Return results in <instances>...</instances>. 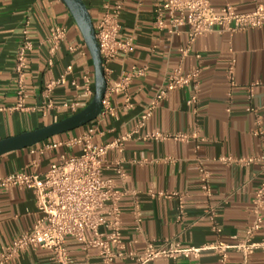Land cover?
<instances>
[{
	"label": "crops",
	"instance_id": "0c3cea01",
	"mask_svg": "<svg viewBox=\"0 0 264 264\" xmlns=\"http://www.w3.org/2000/svg\"><path fill=\"white\" fill-rule=\"evenodd\" d=\"M96 23L104 5L114 0H84ZM157 0H125L119 38H132L133 48L121 51L110 63L108 86L123 73L144 69L133 75L126 92L110 93L114 114L98 116L87 125L55 135L60 140L96 128L94 140L105 144L126 136L123 149L106 154L103 175L113 178L117 187L138 190L120 199L122 240L126 251H143L148 239L156 246L168 241L183 247H202L216 241L236 243L245 238L253 223L254 197L264 167L261 164L239 165L219 161L223 155L234 157L264 152V28L239 32L219 31L201 35L182 57L179 48L187 44V27L171 32L155 23ZM215 8L233 5L249 12L264 0H211ZM67 29L50 65V45L46 41L54 26ZM27 30L33 49L26 69V100L18 107L16 52ZM70 46H74L73 51ZM199 54V57L196 55ZM234 63V79L229 66ZM72 65L68 81L58 85L52 98L55 104L79 96L80 109L90 102L84 91L83 73L93 72V61L84 37L63 0H0V139L42 127L71 113L43 108L45 85L60 77ZM181 65L184 71L199 67L198 99L190 103L195 92L189 84L172 91L140 124L141 115L167 74ZM76 80L78 87L72 84ZM161 131L168 138L147 135ZM258 131V133H256ZM185 134V139L175 135ZM38 144V143H37ZM37 146V145H35ZM34 146V147H35ZM33 146L0 156V175L17 171L44 173L62 153L76 154L80 146H61L43 154L32 152ZM168 158V159H166ZM121 162L123 174L117 172ZM200 165L210 173L212 195L204 193ZM164 192V194H159ZM177 193L178 195H174ZM179 195L184 198L179 208ZM140 204L141 230L136 229L134 203ZM264 213V211H263ZM39 216L31 189H0V252L22 232L29 230ZM217 225L220 231H216ZM264 239V228L254 232L253 240ZM66 245L72 264H104L98 249L68 236ZM219 254L205 249L199 257L157 258L152 264H221ZM115 264H133L129 258H116ZM243 254L228 250L226 264H242ZM250 264H264V251L257 250ZM6 264H56L50 249L29 247Z\"/></svg>",
	"mask_w": 264,
	"mask_h": 264
},
{
	"label": "built area",
	"instance_id": "2783aa9c",
	"mask_svg": "<svg viewBox=\"0 0 264 264\" xmlns=\"http://www.w3.org/2000/svg\"><path fill=\"white\" fill-rule=\"evenodd\" d=\"M125 0H114L104 5L101 18L94 23L96 38L100 47L105 75L109 72V63L121 52H128L133 48L132 38L121 39L120 17ZM155 23L161 28L168 24L171 32H177L180 27H187L188 41L181 46L179 51L184 57L191 49L197 37L216 30L231 33L246 31L255 28H264V5L258 4L249 12H240L233 5L226 4L215 8L211 0H157L155 3ZM67 29L63 26H54L46 41L49 43L50 57L48 62L53 64V57L60 43L65 39ZM71 51L74 46L69 47ZM33 49V43L29 39L27 30L23 31V39L19 43L16 52V72L18 74V107L26 100L25 76L29 62V52ZM199 57V54L196 55ZM234 63L229 66V78L232 84L234 79ZM72 65L67 66L64 73L57 79L49 81L43 90L45 100L43 108L56 111L67 110L71 114L80 110L79 96L76 95L72 101L55 104L52 98L54 89L68 81L72 73ZM144 69L135 68L123 73L112 87L107 89L103 98V108L99 116L114 114L115 109L111 104L110 93L124 92L127 101L130 99L126 89L133 75L142 74ZM201 69L194 67L184 71L181 65L173 68L166 76L162 84L152 97L147 110L141 115L140 124L152 115L155 107L168 95L181 87L189 84L194 85L195 92L189 99L190 103H196L198 99L199 76ZM85 81L84 91L94 96V74L86 70L83 73ZM72 84L78 87L76 80ZM96 128L91 126L87 132L70 136L65 139H47L33 145L32 152L43 154L61 146H80L79 153H62L58 162L50 164L44 173L17 171L0 175V189L17 187L20 189H31L35 195L39 216L34 225L16 236L12 242L0 252V264H6L19 256L29 247L50 249L56 264H72V257L66 245L68 236L75 237L83 244L85 249L95 247L104 264H115L116 258H129L133 264H152L160 257H199L205 249H213L220 256V263L226 264L228 250L237 249L243 254V263L250 264L249 260L257 250L264 251V239L253 240L254 232L264 228V176L256 190L253 211L255 218L248 227L245 238L236 243H225L221 241L205 244L202 247H183L179 242H171L156 246L154 239H148L143 251H126L122 240V224L120 199L131 192L137 195L138 190H127L119 188L113 178L103 175V166L106 154L110 149L122 150L126 136H121L112 141L99 144L94 140ZM258 133V131L256 132ZM149 138H168L169 135L154 131L147 135ZM187 135L178 134L175 138L185 139ZM168 159V158H166ZM227 164L252 165L261 164L264 167V152L255 155L234 157L223 155L218 158ZM117 172L123 174L121 162H117ZM200 181L204 193L212 195L210 173L200 165ZM164 194V192H159ZM174 195H178L174 193ZM184 198L179 195V208L183 209ZM133 213L136 221V229L141 230L142 215L140 204L135 201ZM214 229L220 231L219 226Z\"/></svg>",
	"mask_w": 264,
	"mask_h": 264
},
{
	"label": "water",
	"instance_id": "95a60500",
	"mask_svg": "<svg viewBox=\"0 0 264 264\" xmlns=\"http://www.w3.org/2000/svg\"><path fill=\"white\" fill-rule=\"evenodd\" d=\"M75 19L89 49L94 67L95 93L90 102L78 112L33 130L0 139V156L14 150L31 147L55 135L75 130L96 120L103 108L108 81L103 58L96 38L95 25L84 0H63Z\"/></svg>",
	"mask_w": 264,
	"mask_h": 264
}]
</instances>
